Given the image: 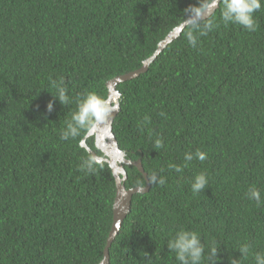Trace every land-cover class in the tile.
Here are the masks:
<instances>
[{
    "label": "trees",
    "instance_id": "obj_1",
    "mask_svg": "<svg viewBox=\"0 0 264 264\" xmlns=\"http://www.w3.org/2000/svg\"><path fill=\"white\" fill-rule=\"evenodd\" d=\"M211 1L0 0V264L99 263L114 177L106 162L81 169L92 156L80 142L93 124L67 140L61 133L85 95L105 101L108 80L141 67ZM222 7L220 0L146 72L116 86L112 132L127 159L141 160L150 188L132 196L109 264H180L167 242L181 230L200 238L201 264H255L264 254V3L253 13L255 31L223 21ZM209 21L212 30L200 35ZM61 79L69 96L63 105L50 84ZM86 144L102 155L93 136ZM197 151L207 158L196 159ZM124 168L127 189L145 185L135 166ZM200 173L208 184L194 194ZM253 187L259 205L247 196Z\"/></svg>",
    "mask_w": 264,
    "mask_h": 264
},
{
    "label": "clouds",
    "instance_id": "obj_2",
    "mask_svg": "<svg viewBox=\"0 0 264 264\" xmlns=\"http://www.w3.org/2000/svg\"><path fill=\"white\" fill-rule=\"evenodd\" d=\"M215 5L218 0H212ZM264 0H222V12L221 16L223 21L226 23H235L248 31H255L257 28V22L253 17V13L260 10ZM193 24L199 26L200 11L193 13ZM213 24L211 21L203 25V29L200 31V35H205L207 31H211ZM188 42L190 45H196V37L192 34L188 35ZM51 87L55 90L53 95L59 102L67 104L69 102V96L64 86L63 80L50 81ZM47 111H52V102L49 101L47 104ZM114 109L108 107L104 100L98 97L94 93H88L85 95L77 105V110L72 114L71 121L67 123L66 129L61 133V139L67 140L69 137H76L79 134L81 128H86L95 122L104 120L111 114ZM157 148L162 146L161 140L155 141ZM195 158L204 161L207 158V154L202 151L195 153ZM193 155L191 153H185L184 160L191 161ZM95 165L93 158L85 159L81 164L82 170L92 171ZM186 166V165H185ZM176 172L182 171L179 166L172 165ZM154 183L163 185L165 180L163 177L157 179L155 176L152 177ZM208 184V178L204 173L195 175L191 184V191L196 194L204 190ZM249 199H254L257 204L261 203L260 193L256 188H251L247 193ZM167 248L170 252L175 253V258L180 264H201L204 247L201 243L200 238L195 232L181 230L178 231L173 238L167 242ZM249 251L247 245H243L239 248V252L246 256ZM217 249L213 246L210 249V255L216 257ZM230 264H239V261L233 258ZM255 264H264V254L257 253L255 255Z\"/></svg>",
    "mask_w": 264,
    "mask_h": 264
},
{
    "label": "water",
    "instance_id": "obj_3",
    "mask_svg": "<svg viewBox=\"0 0 264 264\" xmlns=\"http://www.w3.org/2000/svg\"><path fill=\"white\" fill-rule=\"evenodd\" d=\"M219 2L220 0H218V2L214 5L211 1L202 11H200L199 20L208 18L217 9ZM193 19L194 17L193 15H191L178 26L173 28L165 36V38L159 42L154 53L143 61L141 67L122 75L115 76L114 78L106 82L108 97L104 102L108 107L114 109V111H112L111 114L104 120L93 123L91 128L86 133L85 137L80 142V145L87 150V152L96 162H106L109 165L116 186V193L112 206V222L108 235L106 237V242L102 252V258L98 264H109V248L113 240L115 239L124 218L130 210L132 196L137 193H146L150 188V183L147 174L142 166L141 160L137 159L135 161H132L127 159L125 152L118 147L116 138L112 132V123L120 107V93L116 89V86L121 82L134 79L138 75L146 72L150 62L154 60V58L163 50V48L168 43L173 41L180 34L184 27L193 23ZM91 136L94 137L95 147L101 151L102 155H98L86 144V139ZM124 165L135 166L143 175L145 179V185L127 189L124 185L127 178Z\"/></svg>",
    "mask_w": 264,
    "mask_h": 264
}]
</instances>
